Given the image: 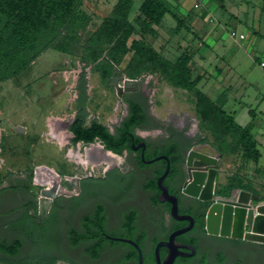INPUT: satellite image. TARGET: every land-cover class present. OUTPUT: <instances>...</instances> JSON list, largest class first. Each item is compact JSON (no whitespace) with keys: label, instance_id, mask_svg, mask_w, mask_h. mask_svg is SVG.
Returning a JSON list of instances; mask_svg holds the SVG:
<instances>
[{"label":"rangeland","instance_id":"374dc122","mask_svg":"<svg viewBox=\"0 0 264 264\" xmlns=\"http://www.w3.org/2000/svg\"><path fill=\"white\" fill-rule=\"evenodd\" d=\"M115 1L80 0L75 12L78 15L83 13L85 22L78 21L83 23L70 34L71 41L67 49L63 51L52 45L48 46L22 71L0 80V173L21 171L25 172V178L30 172L32 175L25 181L28 188L18 192L10 191V194L6 192L0 194V233L7 236L9 241L15 237L22 240V246L15 257L20 258L17 260L18 264H117V252L107 246L97 258H92L84 251L87 243L70 245L67 227L70 223L76 225L81 214L91 211L97 203L104 205L107 230L118 236L126 232L120 227V219L130 208L138 211V223L148 213L149 192L145 189L144 183L152 176L149 169L136 167L125 157L124 152L117 154L105 149L99 140L72 144L69 130H62L63 123H66L74 113L80 82L83 83L87 95V119H96L112 131L114 124L126 114V100L130 98L140 100L151 121L153 119L158 126L136 128L138 135L155 144L165 142L171 133L196 140V144L192 145L195 150L218 155L216 176L218 188H224L232 174L240 176L245 184L255 183L253 176L250 175L249 161L241 156L240 150L224 153L220 145L224 140L231 141V136L225 131L216 133L213 128L215 126L200 117L196 111V97L192 91L171 85L165 74L153 68L151 62L147 63V67L135 68L130 76L127 69L133 66L129 62L131 51L123 56L120 63L114 64L107 59L105 50L102 55L95 56V47L92 50L86 48L85 41L88 35L109 14ZM178 1L179 3L172 2L173 9L176 8L182 14H186L197 2ZM140 2L141 0H133L129 13V19L136 28H140V23L136 20ZM201 2L207 8L212 25L214 28L217 27L216 35L233 48L232 54L228 56L235 58L231 65L237 75L235 78L239 76L238 83L242 84L241 81L246 79L242 88L252 89L254 85L250 84V81L257 80L264 93V68L258 64L259 60L264 59V0H242L241 8L248 12V16L240 23L226 20L225 28L218 25L224 12H221L217 2L214 0ZM257 11L262 12L261 16ZM183 17L187 21V16ZM4 20L5 17L0 14V27L4 25ZM175 24L176 20L166 13L157 30L149 34L144 33L143 36L148 43L171 60L186 48L185 50L191 54L190 66L193 67V72L201 73L202 58L196 53L198 49L196 47L203 46L201 37L185 25L174 30ZM232 26L237 27V32L242 31L246 35L241 39L243 47L231 44L229 31ZM252 27L257 31H252ZM65 34L66 28H62L53 43L66 42L61 40ZM132 37L133 34L130 35L128 44ZM206 41L213 44L214 40L212 36H208ZM250 53L254 54L253 57ZM84 54H87V59H83ZM225 57L228 60L227 55ZM210 71L212 72V69ZM81 73L83 81L80 79ZM117 74L138 79L140 89L124 91L118 96L110 83ZM205 87L203 86V89L211 94ZM61 134L66 137L64 142ZM198 137L202 140L198 141ZM91 143L98 144L101 148L86 155V148ZM105 151L113 155L111 164L107 163L110 158L103 155ZM69 153L80 156L85 162L72 159ZM39 165L50 166L60 174L59 188L62 189L60 193L63 199H59L58 204L51 205L48 210V205L43 207V203L36 198L38 212L35 211L37 221L34 224L26 219L25 213H21L23 209L21 202L29 196L35 197L39 194L42 184L33 181L34 168ZM38 168L39 173L46 174L47 167ZM74 177L78 179V186ZM255 194L264 198L261 192ZM47 210L48 213L45 214ZM151 213L149 212L148 216ZM43 214L44 217L41 216ZM221 242L215 235L202 236L200 249L208 250L209 257H212L213 251ZM12 257L0 253V258L4 261L10 262ZM260 260L258 264H264V258ZM7 263L0 261V264ZM227 263H230V260Z\"/></svg>","mask_w":264,"mask_h":264},{"label":"trees","instance_id":"16d2710c","mask_svg":"<svg viewBox=\"0 0 264 264\" xmlns=\"http://www.w3.org/2000/svg\"><path fill=\"white\" fill-rule=\"evenodd\" d=\"M80 0H0V14L5 17L4 25L0 27V80L14 76L22 71L28 63L35 58L44 48L51 46L60 50H66L71 41L70 34L75 32L76 27L83 23L84 14L78 15L75 12L76 6ZM220 6H223L224 0H214ZM133 0H116L109 14L105 16L98 27L92 31L86 41V48L92 50L96 48L95 56L105 55L109 61L114 64L120 63L123 56L131 51L129 62L133 64L129 67L128 73L131 76L134 69L147 67V63L156 70L165 74L169 83L176 87L185 88L192 91L196 97V111L204 120L210 121L215 132L225 131L231 136V141H223L220 147L224 153L240 150L241 156L246 160H256L258 151L255 147V141L250 132V126H241L234 120L233 115L227 113L222 108V103L218 98H210L198 85L200 79L204 76L202 73L193 72L190 66L191 54L184 48L174 60L165 57L153 45L148 43L143 34H149L155 29V25L161 22L165 13H169L175 20L173 27L177 30L186 25L184 17L179 16L175 11H171L163 0H141L138 5V14L136 20L140 23V28H136L129 19V13L132 10ZM85 22V20H84ZM66 28V34L61 40L66 42L53 43L58 38L60 30ZM133 37L128 39L130 35ZM103 46V48H102ZM88 55L91 54L87 53ZM87 54L83 59H87ZM83 73L80 79L83 81ZM86 99L87 95L82 82L79 84V95L75 102L77 113L71 120L68 129L72 133L71 141L78 140L83 143L99 140L105 149L114 153L121 154L124 148L130 150L128 132H133L137 126H158V123L151 121L150 116L145 111L143 104L134 98L127 99L128 112L115 126V132L109 131L108 127L91 119L86 122ZM153 123V124H151ZM146 124V125H144ZM180 135V134H179ZM136 138H141L136 135ZM199 138V137H198ZM202 139L199 138L198 141ZM187 145L191 144V139H186ZM220 148V149H221ZM161 151L167 153L174 162L178 158L171 153L176 152L177 142H170L158 147ZM221 149V150H222ZM32 177L31 172L28 179ZM229 185L238 187H250L249 184L242 182L240 176L232 174L229 177ZM155 177L145 181L144 187L155 188ZM35 216L26 215L32 223ZM135 212L127 211L123 214L122 225L133 234L134 232ZM106 230L104 205L97 203L92 212L82 215L81 228H69V242L72 245L87 243L84 251L92 258H97L107 241L103 234ZM96 238V243L91 240ZM136 240H139L136 238ZM111 243H115L111 241ZM22 246V240L18 237L12 240H0V253L11 257L18 253ZM136 257V254H135ZM53 264V263H50ZM178 264V263H176Z\"/></svg>","mask_w":264,"mask_h":264},{"label":"flooded vegetation","instance_id":"af4514ba","mask_svg":"<svg viewBox=\"0 0 264 264\" xmlns=\"http://www.w3.org/2000/svg\"><path fill=\"white\" fill-rule=\"evenodd\" d=\"M138 89H140V85ZM130 91H137V90H130ZM73 111L74 113L72 117H70L69 121H67V127L69 126L71 120L74 118V116L77 113V108L75 107V103H74ZM127 112H128V107L126 109V114ZM122 118L123 117H121L120 120ZM120 120L116 124H114L112 131L109 130L110 132L112 133L115 132V126L118 125ZM86 122H89V119L86 118ZM139 127H146V126H137L134 128L133 132L129 131L127 134L129 137L130 150L127 148L123 149L125 157L129 158L132 161V163L136 165V167H140V168L142 167V168L149 169L150 173L152 174L150 178L155 177V184H156L157 176H159L165 169L166 159L164 157H160L150 162H144L143 159L148 160L155 156L165 154L169 161V167H168V171L166 175L163 178V183L167 185L168 191L170 193H174L177 196L178 213L188 214L192 217V223H191L190 228L174 235V243L177 245V251L179 253L175 256L172 264H176V263L178 264H203L205 262H212V261L222 262L224 264H258L259 261H261L260 259L264 258V244L243 241V240H239V239L232 238V237H224V236L215 235L222 242L221 244H218L219 246H216L215 250L213 251L212 257H209L208 250L204 251L200 249L201 237L206 236V235H211V234H207L204 230V211L206 208V202L201 201L195 197L186 195L181 191L183 182L186 177L184 158H185V155L188 149L192 147V145L196 144L194 142L195 140H191V144L187 145L185 135L182 136V135H179L178 133L177 134L171 133L167 136V140L165 142L160 143V144H155L152 141H149L148 139L136 133V128H139ZM136 135H138L141 138H136ZM140 140L145 141L144 148H142L141 146L137 148H132V144L133 143L136 144ZM174 141L177 142V150L176 152L171 153V155L175 156L176 154H178L179 157L174 159V162L172 163L169 155L161 151V149H158V147H160L161 145L168 144L170 142H174ZM77 142H83V141L78 140ZM71 143L73 144L74 142L71 141ZM55 177L56 176H54L52 179L53 181L51 182L52 183L51 187L47 190L48 193L51 191H54V196L53 197L45 196L42 199L43 206L48 205L47 207L48 210L51 205L53 204L57 205L58 200L61 199L63 196L60 193V190L62 189L59 188L61 186V183L60 181L56 183V181H54L56 180ZM234 187H238V186L231 185V183L229 185V181L225 183L224 188H220V187L218 188L217 183H216V188L218 189L217 192L223 195H227L229 193V190ZM42 189L43 187L39 188V193L41 192ZM145 189L149 192L148 213L149 212H152V213L150 214V216H148V213H147V215L142 219V221L138 223V211L134 208H130L129 211L135 212L134 232L133 234H130L125 229V227L122 225V221H123V215H122L120 219V227L126 232L125 234L120 235V236L125 237V238H131L138 244L141 250L142 264H156V259H155L156 243L161 240H167L169 234L172 231L187 226L189 224V220L186 218H182V219L174 218L169 214L170 203L167 200L158 199V194L160 192V189L157 187V185L155 186V188L145 187ZM92 210L89 212H92ZM104 211H105V208H104ZM85 213H88V212H85ZM83 214H81L80 219L76 225H74L73 223H70L69 226L67 227L68 242H69V234H68L69 228L74 227L76 229H80L81 228V218ZM106 216L107 215L105 213V225L107 223ZM11 232L13 231L11 230ZM103 234L107 239V241L104 242L103 249L105 248V246H107L108 248L113 249L114 251L117 252L118 254L117 264L118 263L139 264L137 247H135L133 244L127 241L116 240V239L108 237L107 235L118 236V235H114L110 233L108 230L103 231ZM136 238L139 240H136ZM2 239L9 240L7 236H3L0 233V240ZM96 241H97L96 238L91 240L92 243H96ZM111 241H114L115 243H111ZM69 244L72 245L70 242ZM187 245L194 246V252L192 254H189L191 252V248H189ZM167 251H168V248L165 245H160L158 247V253H159L160 259L164 257ZM18 253L13 255L11 259L12 261H10L11 263L8 260L4 261L3 259L0 258L1 263L9 262L7 264H18L17 260H19L20 258L19 259L15 258L18 255ZM135 254H136V257H135ZM228 260H230V263H227Z\"/></svg>","mask_w":264,"mask_h":264},{"label":"crops","instance_id":"0c3cea01","mask_svg":"<svg viewBox=\"0 0 264 264\" xmlns=\"http://www.w3.org/2000/svg\"><path fill=\"white\" fill-rule=\"evenodd\" d=\"M163 2L171 11H175L179 16L183 17L184 15H186L188 19L187 21H185V23L190 28V31H194L198 37H201L203 46L196 47L198 48L196 49V53L199 54V58H202L200 59L202 61L201 73L204 75L198 83L200 88L210 98H218L222 103V108L227 113L233 115L234 120L237 124L241 126H250V132L255 141V147L258 151V157L256 160H248V164L249 166H251L250 175L253 176V180L257 184L251 182L249 184L250 187L243 188L251 189L255 193L261 192L262 194H264V93L262 92L259 81H250V84L254 85L252 89L244 87L242 88V86L246 82V79L245 81H241L242 84L238 83L239 76L235 78L237 75H235L233 70L234 67H232L231 65L235 58H230V56H228L231 53V50L233 51V48L231 45L229 46V44L223 41L220 36L216 35L215 30L217 27L214 28V26L212 25V19L210 20L209 15L207 14V8H205L206 6H204L201 1L196 2L186 14L179 13L176 8L173 9L172 2L179 3L178 0H163ZM218 6L220 7L221 12H224L222 14L221 21H218V25H220L221 28H225L224 26L226 24V20H232L234 22L237 21L238 23H240L245 16H248V12L241 8L242 0H224L223 6H220L219 4ZM258 14L261 16L262 12L259 11ZM158 25H155L156 30ZM192 25L193 27H191ZM232 27L233 28H231L229 31V38H231L232 40L231 44H233V46L235 47H243L241 39H244L246 35L242 31L237 32L236 26ZM252 31L256 32L257 30L252 27ZM208 36L213 37V44L206 41V37L208 38ZM225 55H227L228 60H226ZM253 55L254 54L250 53V56L253 57ZM210 69H212V72L210 71ZM203 86H206L205 88L211 94L205 91L203 89ZM62 127V130L64 129V131L69 130L67 127V122L63 123ZM194 142L196 143V140ZM40 166H45L48 169L50 168L51 171L55 173L56 180L54 181H56V183L57 180H61L60 174L56 172L54 168L47 165H39L34 168L33 181L35 183H39L35 180V178L41 175V173H39L38 171V167ZM18 172L19 171L15 173H0V194H2L3 192L10 194V191L18 192L22 191V189L28 188L27 183L25 184V181L27 180L26 178H28V176H26L25 178V172ZM41 186L43 187L41 191H43L50 188L51 184L46 183L45 185L42 184ZM43 197H45V194L40 192L38 196H29L28 198H25L24 201L21 202L23 208H21V213H25L26 215L33 217L35 215V211L38 212L36 198H38L39 201L42 202ZM47 211L45 212V214L47 213ZM45 214L41 216L44 217ZM34 218V221L36 222L37 217Z\"/></svg>","mask_w":264,"mask_h":264},{"label":"water","instance_id":"95a60500","mask_svg":"<svg viewBox=\"0 0 264 264\" xmlns=\"http://www.w3.org/2000/svg\"><path fill=\"white\" fill-rule=\"evenodd\" d=\"M120 81H122V83H120ZM110 83L115 88L116 94L118 96H121L124 91L136 90L139 87L138 79L124 77L123 75L119 74L115 75L111 79ZM139 146L144 148L145 141L140 140L138 143L132 144V148H137ZM217 156L218 155H210L201 151H197L193 147H190L186 152L184 158L186 177L183 182L181 191L186 195L195 197L201 201L206 202V208L204 211V230L207 234L232 237L243 241L264 244V200L260 198L257 194L253 193L250 189L243 187H234L229 190V193L227 195L218 193V189L216 188V176L218 166ZM160 157H164L166 159V166L163 172L156 178V185L160 189L158 199L169 201V214L172 217L178 219L186 218L189 220V224L187 226L172 231L169 234L167 240H161L156 243V264H172L175 256L179 253L177 251V245L174 243V235L190 228L192 223V217L188 214L178 213L177 196L174 193H170L168 191L167 185L163 183V178L166 175L169 167V161L167 156L165 154H161L148 160L143 159V161L150 162ZM198 174H200L198 185L202 188L205 187L210 175H212L211 188L208 196H201L197 193H190L187 191L188 185L194 182ZM76 182V186H78V179L76 180ZM48 189H45L41 192L45 194V196L53 197L54 191L48 193ZM214 209L217 210L218 214L217 228L213 230L209 227L208 219L211 214V211ZM236 210L237 218H235ZM234 230H236V233L234 232ZM107 236L116 240L127 241L137 247L139 264H142L141 250L134 240L121 236ZM160 245H165L168 248L167 253L162 259H160L158 253V247ZM187 246L191 248V252L189 254H192L194 252V246ZM203 264L224 263L212 261L205 262Z\"/></svg>","mask_w":264,"mask_h":264},{"label":"bare ground","instance_id":"6f19581e","mask_svg":"<svg viewBox=\"0 0 264 264\" xmlns=\"http://www.w3.org/2000/svg\"><path fill=\"white\" fill-rule=\"evenodd\" d=\"M62 135V137H63V142H64V139L66 138L65 137V135L64 134H61ZM101 147L98 145V144H93V143H91V145L88 147V148H86L87 150H86V152H85V154L86 155H88V153L90 152H92V150H95V151H99V149H100ZM70 157H72V159H74V160H76V161H81V162H85V160H81V157L80 156H75L74 154H68ZM103 155H105V157L106 158H110V160L109 161H107V163L108 164H111L112 162H113V160L111 159L112 158V154H111V152H108V151H105V154L103 153ZM89 157V156H88ZM93 157V156H92ZM87 160V159H86ZM42 167V166H41ZM50 169V168H49ZM48 168H46L45 169V172H46V174H41V175H39V176H37L36 177V181L37 182H39V183H41V184H46V183H48V184H52L51 182L53 181L52 179H53V177L54 176H56L55 175V173L54 172H52L51 171V169L49 170ZM41 170V169H40ZM44 172V173H45ZM50 173V174H49ZM212 175H210V177H209V179H208V181H207V184L205 185V187L204 188H202V187H200L199 185H198V182H199V179H200V174H198L197 175V177H196V179L194 180V182L193 183H190L189 185H188V187H187V191L188 192H190V193H197V194H199V195H203V196H208L209 195V193H210V188H211V182H212ZM74 180L76 181V178L74 177ZM76 183V185H77V182H75ZM217 214H218V212H217V210L216 209H214V210H212L211 211V214H210V216H209V227H210V229H216L217 228ZM235 218H237V210H236V217ZM236 223V222H235ZM234 227H235V225H234ZM236 230H234V232H235ZM236 233V232H235Z\"/></svg>","mask_w":264,"mask_h":264},{"label":"built area","instance_id":"2783aa9c","mask_svg":"<svg viewBox=\"0 0 264 264\" xmlns=\"http://www.w3.org/2000/svg\"><path fill=\"white\" fill-rule=\"evenodd\" d=\"M197 2L201 1V0H196ZM259 66H261L262 68H264V59L259 60L258 62Z\"/></svg>","mask_w":264,"mask_h":264}]
</instances>
